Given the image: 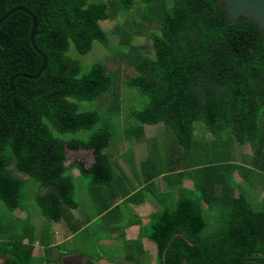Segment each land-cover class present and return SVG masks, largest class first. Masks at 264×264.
<instances>
[{
  "label": "trees",
  "instance_id": "16d2710c",
  "mask_svg": "<svg viewBox=\"0 0 264 264\" xmlns=\"http://www.w3.org/2000/svg\"><path fill=\"white\" fill-rule=\"evenodd\" d=\"M139 2L135 17L115 28L119 45L128 49L120 57L135 72L125 83L147 98L130 111L138 125L126 127L125 135L139 139L144 125L169 126L176 138L172 152L141 163L144 181L155 188L156 177L176 173L194 183L192 189L179 185L175 203L165 202L152 214L148 237L160 263L264 264V210L254 209L241 192L234 195L231 171L243 167L230 162L233 145L247 143L252 167L264 173V35L250 21L228 20L218 0ZM136 5L135 0H0V17L16 6L33 12L34 43L47 57L39 77L18 76L9 90L12 76L36 74L42 59L29 40V16L16 11L0 24V203L8 212L24 199L25 182L14 171L43 191L36 194V205L49 222L67 223L77 207L71 167L88 179L92 195L117 181L105 152L111 142L108 118L97 110L80 111L77 103L107 93L110 111L119 113L115 80L101 63L82 73L79 59L68 52L72 46L85 55L94 42L107 48L109 36L99 22L127 15ZM145 35L152 54L132 43ZM197 121L210 133L209 140L195 137ZM80 131L89 133L79 137ZM78 148L93 149L90 168L64 166L65 150ZM156 194L161 201L167 198V193ZM203 203L218 212L215 229L210 230ZM28 227V235L16 231L0 212L5 264L51 261L49 238L38 240L44 255H33L35 228Z\"/></svg>",
  "mask_w": 264,
  "mask_h": 264
},
{
  "label": "crops",
  "instance_id": "0c3cea01",
  "mask_svg": "<svg viewBox=\"0 0 264 264\" xmlns=\"http://www.w3.org/2000/svg\"><path fill=\"white\" fill-rule=\"evenodd\" d=\"M143 138H146L145 128ZM120 155L125 157V163L123 169L114 171L117 176L115 184L111 189L97 191L93 195L88 189V198L84 201L76 200L74 194L77 207L70 210L71 217L67 223L49 222L39 210L23 205L12 212L0 209L4 221L26 235L30 231L28 224L34 226L35 257L44 255L39 238H49L51 261L43 264H161L157 246L148 237L152 214L160 212L165 202L173 205L178 198V186L192 189L193 180L189 176L179 179L175 177L176 173H163L151 182L155 188L149 187L144 181L141 163L147 159L155 161L160 154H146L141 159L137 149L124 146ZM232 155L231 164L243 167L231 171L234 195L241 192L254 209L264 210V173L252 167L249 145H233ZM244 168H250L252 172ZM156 192L167 193V198L161 201ZM37 193L42 194L43 191L37 189ZM107 203H110L109 207L102 208ZM203 205L205 215L211 220L210 230L215 229L218 212ZM73 227H77V231L72 232ZM0 264H5L1 257Z\"/></svg>",
  "mask_w": 264,
  "mask_h": 264
},
{
  "label": "rangeland",
  "instance_id": "374dc122",
  "mask_svg": "<svg viewBox=\"0 0 264 264\" xmlns=\"http://www.w3.org/2000/svg\"><path fill=\"white\" fill-rule=\"evenodd\" d=\"M138 4H141L139 0H135L136 8L131 9L127 15L121 14L117 18L99 22L100 26L109 36V46L107 48L103 47L98 42H94L92 49L85 55H78L72 46L68 52L70 56L79 59L82 73L87 72L93 64L101 63L115 80L113 91L114 96L120 101L119 113L118 110L110 111V104H108L110 97L107 93L90 102H77L80 111L97 110L99 113L103 114L104 117L108 118L111 127V142L109 147L105 149V152L110 155V160L115 172L119 169H123L125 157H121L120 154L124 146L137 149V153L141 159L146 156V154L153 155L156 153L160 154L161 157H167L170 152H172L176 141L173 130L163 123L144 126L147 139L142 137L143 139L139 140L140 138L136 139L133 136L131 138L133 140H127L128 138L125 135L128 133L126 127L129 125H138L136 121L130 118V111L141 108L147 102V98L136 89L128 87L125 83L126 78L134 76L135 72L129 66L128 62L120 57V52L127 53L128 49L125 46L119 45V35L116 33L115 28L121 26L127 17H135L136 11L139 8ZM132 43L138 47H142V53L152 54L151 44L146 35L136 37ZM194 129L196 138L206 139L210 137V133L205 129L202 122H194ZM88 133L89 131H80L77 133V136L86 137ZM11 169H13L12 166ZM14 172L17 177L25 182L22 205L38 211L39 209L35 199L38 189L37 184L28 176L16 171ZM68 174L72 177L75 185L74 194L76 200H86V198H88V179L81 176L78 168L75 167H71ZM0 209L8 212L2 203H0Z\"/></svg>",
  "mask_w": 264,
  "mask_h": 264
},
{
  "label": "water",
  "instance_id": "95a60500",
  "mask_svg": "<svg viewBox=\"0 0 264 264\" xmlns=\"http://www.w3.org/2000/svg\"><path fill=\"white\" fill-rule=\"evenodd\" d=\"M228 20L236 21L244 19L252 22L256 28L264 35V0H218ZM21 11L31 18V28L29 33V40L34 51L41 57L42 63L38 71L34 75L17 74L9 79V90H13L14 78L21 76L28 79L39 77L42 71L47 66V57L42 53L34 43V35L36 34L37 18L27 8L23 6H16L8 10L0 17V24L5 21L12 13ZM73 161L83 164L85 169L90 168L95 162L93 149L78 148L76 150L66 149L64 166H68Z\"/></svg>",
  "mask_w": 264,
  "mask_h": 264
}]
</instances>
